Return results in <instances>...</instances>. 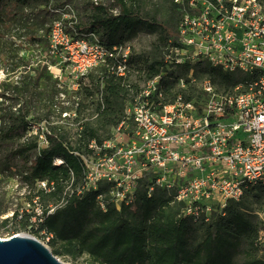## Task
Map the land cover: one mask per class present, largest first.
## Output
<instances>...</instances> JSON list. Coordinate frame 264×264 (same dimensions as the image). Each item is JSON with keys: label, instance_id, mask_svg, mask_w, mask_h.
Segmentation results:
<instances>
[{"label": "built area", "instance_id": "2783aa9c", "mask_svg": "<svg viewBox=\"0 0 264 264\" xmlns=\"http://www.w3.org/2000/svg\"><path fill=\"white\" fill-rule=\"evenodd\" d=\"M116 1L90 0L106 6L113 15L119 12ZM173 2L180 15L176 37L168 40L163 53L164 62L206 60L246 77L223 91L205 79L200 84L203 93L193 99L180 93L169 97L162 72L144 80L110 137L91 139L84 151H74L81 160L80 178L76 180L71 171L56 202L43 206L36 195L24 207L30 214L26 228L32 233L25 235L47 244L53 237L43 225L47 215L73 196L97 191L100 182L108 183V189L95 196L102 211L109 203L117 209L130 205L145 173L151 177L148 195L155 186L173 191L174 200L181 203L179 215L194 220L209 221L213 214L222 213L229 200H239L247 188H264V1ZM48 11L45 54L57 61L44 63L59 89L54 123L64 126L70 136L81 137L88 118L80 112V92L92 88L94 72L100 104L103 82L96 69L106 66L116 76H127L131 46L109 45L93 31H78L69 2L50 3ZM178 85L184 88V81L180 79ZM48 119L33 123L27 133L37 153L49 145L48 126L52 124ZM60 163V158L53 161ZM36 188L49 193L54 186L38 180Z\"/></svg>", "mask_w": 264, "mask_h": 264}, {"label": "trees", "instance_id": "16d2710c", "mask_svg": "<svg viewBox=\"0 0 264 264\" xmlns=\"http://www.w3.org/2000/svg\"><path fill=\"white\" fill-rule=\"evenodd\" d=\"M31 1L0 0V23L4 15H13L18 5H27ZM37 1L48 16V23L51 18L48 5L68 2ZM165 1L168 2L169 16L162 20L145 13L143 0H117L119 12L116 15L109 12L106 6H96L89 1L92 8L87 23H77L75 28L78 31H93L109 45L128 43L140 30L159 31L163 35L161 39L167 42L162 54L157 46L146 53L147 69L149 77L163 73L162 82L171 96L180 93L186 99L198 98L203 93L198 84L205 79L212 81L221 91L246 77L237 72H225L206 60L165 63L163 53L168 40L176 37L180 15L173 0ZM45 41L47 45L46 38ZM133 57L131 48L128 60L130 73L125 77L110 73L106 66L100 68L103 87L102 104L97 103V110H100L98 127L85 122L81 137H72L68 132H64V136H57L51 132V126L48 127L51 132L48 135L49 145L35 155L28 171L35 182L46 180L53 183L54 189L49 193L36 188L40 197H50L55 199L52 203L56 202L70 172H73L76 180L81 176V160L74 151H84L91 139L101 141L110 137V128L122 119L125 105L131 100L126 89L130 87L128 81L132 74ZM180 79L189 83V87L181 88L178 85ZM175 86L177 90H173ZM25 117L23 114L19 122L21 130L25 132V144L15 150L17 153L31 149L36 151L33 137L27 136L33 121ZM5 133L0 129V141ZM56 158H60L62 163L53 164ZM7 163L0 156V171L9 168ZM150 179L145 173L138 181L136 199L130 205L122 204L119 209L109 203L106 211H102L97 205L96 193L108 189L105 182L99 183L97 191L71 197L65 205L56 208L44 219L43 225L53 234L48 243L65 242L70 247L68 252L76 247L79 252H85L104 264H264V241L260 237L264 220L256 210L263 200V187L247 188L239 200H229L221 214L215 213L209 221H203L179 215L181 203L174 200L173 191L155 186L148 195ZM25 216L27 227L30 214L25 211ZM55 252L59 253L57 250Z\"/></svg>", "mask_w": 264, "mask_h": 264}, {"label": "rangeland", "instance_id": "374dc122", "mask_svg": "<svg viewBox=\"0 0 264 264\" xmlns=\"http://www.w3.org/2000/svg\"><path fill=\"white\" fill-rule=\"evenodd\" d=\"M59 1H68L73 5L77 23H87L92 8L90 0ZM143 1L144 11L149 16L156 20L168 18V2ZM47 23L48 16L43 13L37 0H32L27 5H18L16 12L9 17L4 15L0 23V129L7 132L6 135H1L0 156L9 166L8 169L0 171V238H8L14 234H32L26 228L24 207L38 195L36 182L28 175L37 152L33 149L19 153L15 151L25 144V132L19 124L21 116L25 114L26 120L37 124H43L40 122L49 118V124L52 125L51 128L48 127L51 132L64 136V126L54 123L58 119L55 106L59 89L44 63L45 60L52 63L57 61L45 54ZM161 37L163 38V35L159 31L140 30L128 41L134 55L131 62L132 74L128 81L130 87L126 89L130 99L144 80L149 78L146 53L157 46L162 54L165 48L167 41H163ZM91 74L92 88L80 92V112L88 118L89 123H93V127H98L100 110H97V84L94 72ZM183 86L186 89L189 83L184 82ZM173 90H177V86ZM165 91L171 97L170 91ZM64 92L67 93L65 87ZM67 99L71 100V96L68 95ZM112 129L113 126L110 131ZM39 199L42 200L43 206L55 201L50 197L39 196ZM256 210L264 220V196ZM260 237L264 241V229L261 230ZM45 245L66 264H104L85 252H79L76 247H72V252H68L70 247L65 242L55 241Z\"/></svg>", "mask_w": 264, "mask_h": 264}, {"label": "water", "instance_id": "95a60500", "mask_svg": "<svg viewBox=\"0 0 264 264\" xmlns=\"http://www.w3.org/2000/svg\"><path fill=\"white\" fill-rule=\"evenodd\" d=\"M0 264H66L36 238L14 234L0 238Z\"/></svg>", "mask_w": 264, "mask_h": 264}, {"label": "bare ground", "instance_id": "6f19581e", "mask_svg": "<svg viewBox=\"0 0 264 264\" xmlns=\"http://www.w3.org/2000/svg\"><path fill=\"white\" fill-rule=\"evenodd\" d=\"M3 239V238H2Z\"/></svg>", "mask_w": 264, "mask_h": 264}]
</instances>
